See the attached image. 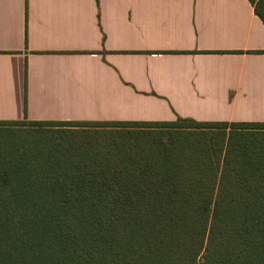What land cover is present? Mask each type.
Wrapping results in <instances>:
<instances>
[{
    "label": "trees",
    "instance_id": "16d2710c",
    "mask_svg": "<svg viewBox=\"0 0 264 264\" xmlns=\"http://www.w3.org/2000/svg\"><path fill=\"white\" fill-rule=\"evenodd\" d=\"M0 264H264V120L0 121Z\"/></svg>",
    "mask_w": 264,
    "mask_h": 264
},
{
    "label": "crops",
    "instance_id": "0c3cea01",
    "mask_svg": "<svg viewBox=\"0 0 264 264\" xmlns=\"http://www.w3.org/2000/svg\"><path fill=\"white\" fill-rule=\"evenodd\" d=\"M248 0H0V121L261 122Z\"/></svg>",
    "mask_w": 264,
    "mask_h": 264
},
{
    "label": "rangeland",
    "instance_id": "374dc122",
    "mask_svg": "<svg viewBox=\"0 0 264 264\" xmlns=\"http://www.w3.org/2000/svg\"><path fill=\"white\" fill-rule=\"evenodd\" d=\"M26 126H28V124H25L23 127L26 128ZM20 131H21V130H20ZM22 131H23V130H22ZM53 132H54V135L58 137V133H57V131H53ZM81 137H82V136H81ZM80 139H81V140H85V139H87V138H83V137H82V138H80Z\"/></svg>",
    "mask_w": 264,
    "mask_h": 264
}]
</instances>
